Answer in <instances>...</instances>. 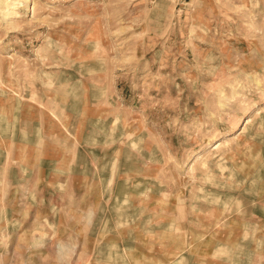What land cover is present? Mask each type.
Returning a JSON list of instances; mask_svg holds the SVG:
<instances>
[{"label":"rangeland","instance_id":"374dc122","mask_svg":"<svg viewBox=\"0 0 264 264\" xmlns=\"http://www.w3.org/2000/svg\"><path fill=\"white\" fill-rule=\"evenodd\" d=\"M0 264H264V0H0Z\"/></svg>","mask_w":264,"mask_h":264},{"label":"bare ground","instance_id":"6f19581e","mask_svg":"<svg viewBox=\"0 0 264 264\" xmlns=\"http://www.w3.org/2000/svg\"><path fill=\"white\" fill-rule=\"evenodd\" d=\"M248 121H249V120H248ZM248 121H247V122H248ZM247 122H246V123H247Z\"/></svg>","mask_w":264,"mask_h":264}]
</instances>
